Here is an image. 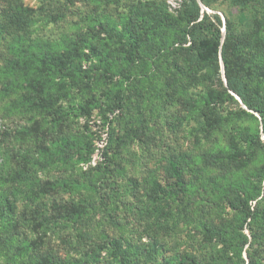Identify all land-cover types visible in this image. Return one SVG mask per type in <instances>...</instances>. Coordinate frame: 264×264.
<instances>
[{
  "label": "rangeland",
  "instance_id": "obj_1",
  "mask_svg": "<svg viewBox=\"0 0 264 264\" xmlns=\"http://www.w3.org/2000/svg\"><path fill=\"white\" fill-rule=\"evenodd\" d=\"M181 2L0 0V264H243L247 253L264 264L259 115L222 93V61H201L196 44L176 48L187 87L165 108L170 71L154 80L132 60L171 42ZM202 6L222 34L231 23L235 43H264V0ZM138 118L158 138L138 141Z\"/></svg>",
  "mask_w": 264,
  "mask_h": 264
},
{
  "label": "trees",
  "instance_id": "obj_2",
  "mask_svg": "<svg viewBox=\"0 0 264 264\" xmlns=\"http://www.w3.org/2000/svg\"><path fill=\"white\" fill-rule=\"evenodd\" d=\"M204 1L205 0H182L178 18L182 21L183 26L181 27L180 25H177V27H173L171 32L173 33V39L171 42L167 44L164 38L160 36L157 40H153L151 44V46L154 47L152 54L145 58V55L135 51L137 55L134 56V59H132L133 63H138L140 68L142 64L149 65L151 74L147 77L154 80L161 75L159 74V71H164L165 69L170 71L168 74L169 78L167 79L171 81V88H169L170 83L167 88H165V83L163 82V79H161L164 84H162V86L165 89L170 90V93L168 94L169 97L162 91V86H159L157 90L161 97H164L165 95L167 96V99L161 98L158 104L165 108L168 101L176 96V94H178V97L185 95L180 94L179 92H183V89H186L187 87V84L182 81L181 76L184 62L180 58L176 48L178 45L181 46L186 42L196 44L195 52L197 54V58L201 61L213 63L216 69H220L219 60L222 61L225 83L218 75V84L220 85L222 93L230 99H233L234 96L231 94V92H233L239 97L241 103H243L247 109L255 111L259 115L260 126L264 134V84H262L261 80H259L260 75L264 73V43H262L260 40L261 38L258 36L250 38L245 34L241 37L238 44L235 43L232 25L227 19L225 20L224 32L222 34V21L219 13L215 11L208 12L206 9H203L200 3H204ZM162 55H168L169 57V64L167 68L165 66L158 65V61ZM143 77H145V75L139 76V82L143 79ZM33 82L36 84L37 80H33ZM136 89H138L139 92V86H136ZM30 100L32 101L34 107L42 109L49 108V105L52 103L50 95L46 94L38 97L35 95V92L31 94ZM236 101H238V99H236ZM164 104L165 106H163ZM138 115H140L139 110ZM168 125L169 120L167 119L165 120V126ZM134 127V134L138 137L137 140L141 141V143L147 144V138H158L154 130H148L149 128L144 118L141 120L138 118ZM159 131H162V126H160ZM153 144H155V140L153 141ZM149 148L150 147L148 146L147 149ZM171 171H173V169H171ZM15 176L19 181H23L30 177V170L27 167H22L15 172ZM77 205L78 203L76 202H70L69 208H67L66 212H61L60 215L67 216L69 213V216H71V211H75ZM3 206L6 207V205ZM7 208L12 209L10 206H7ZM2 210H4V208H2ZM247 211L250 219H254L255 211L250 210V206L247 207ZM116 223L120 224V221L117 220ZM250 231L253 243H257L259 241L257 232L252 228H250ZM4 236L9 237L8 235ZM7 239L10 240L11 238L9 237ZM251 245L252 243L250 242L248 246L250 247ZM5 246H9V244H5L4 247ZM5 250L6 252H3L2 255L7 258L9 257L8 252L11 250L7 247H5ZM155 262L158 263L156 260ZM53 263V258H46V264ZM243 264L258 263L254 256L247 253V260H244Z\"/></svg>",
  "mask_w": 264,
  "mask_h": 264
},
{
  "label": "water",
  "instance_id": "obj_3",
  "mask_svg": "<svg viewBox=\"0 0 264 264\" xmlns=\"http://www.w3.org/2000/svg\"><path fill=\"white\" fill-rule=\"evenodd\" d=\"M199 1V0H198ZM200 3V2H199ZM200 5H201V7L203 8V6H202V4L200 3ZM223 81H224V83H225V79L223 78ZM231 94L236 98V99H238V101H240V99H239V97L236 95V94H234L233 92H231Z\"/></svg>",
  "mask_w": 264,
  "mask_h": 264
}]
</instances>
